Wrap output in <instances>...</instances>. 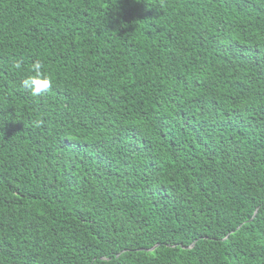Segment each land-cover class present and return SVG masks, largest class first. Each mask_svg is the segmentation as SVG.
Returning <instances> with one entry per match:
<instances>
[{
  "label": "trees",
  "instance_id": "trees-1",
  "mask_svg": "<svg viewBox=\"0 0 264 264\" xmlns=\"http://www.w3.org/2000/svg\"><path fill=\"white\" fill-rule=\"evenodd\" d=\"M0 264H264V0H0Z\"/></svg>",
  "mask_w": 264,
  "mask_h": 264
},
{
  "label": "clouds",
  "instance_id": "clouds-1",
  "mask_svg": "<svg viewBox=\"0 0 264 264\" xmlns=\"http://www.w3.org/2000/svg\"><path fill=\"white\" fill-rule=\"evenodd\" d=\"M16 71H22L23 65L17 61L12 65ZM28 71V75L21 81V86L28 91L33 97H39L48 92L53 86L52 78L45 72V65L40 61H34ZM39 126V121L36 122Z\"/></svg>",
  "mask_w": 264,
  "mask_h": 264
},
{
  "label": "water",
  "instance_id": "water-1",
  "mask_svg": "<svg viewBox=\"0 0 264 264\" xmlns=\"http://www.w3.org/2000/svg\"><path fill=\"white\" fill-rule=\"evenodd\" d=\"M194 245H192V247H193ZM154 249H152V251H153Z\"/></svg>",
  "mask_w": 264,
  "mask_h": 264
}]
</instances>
